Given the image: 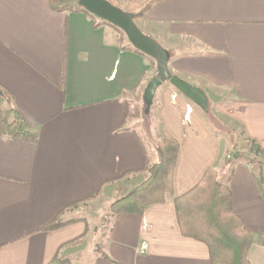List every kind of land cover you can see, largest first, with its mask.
Masks as SVG:
<instances>
[{"label": "crops", "instance_id": "1", "mask_svg": "<svg viewBox=\"0 0 264 264\" xmlns=\"http://www.w3.org/2000/svg\"><path fill=\"white\" fill-rule=\"evenodd\" d=\"M78 6L0 0V85L11 94L0 95V107L16 108L36 132L0 130V264H46L57 253L70 264H211L205 243L181 233L174 206L209 167L252 233L250 263L264 264V0H157L149 8L140 30L168 50L170 73L207 97L203 110L168 82L155 92L154 126L150 109L144 129L151 148L144 145L156 162L163 132L178 140L173 192L141 214H111L108 204L93 239L83 221L36 231L102 184L112 200L147 175L128 116L155 62ZM209 98L226 104L209 112ZM242 144L255 158L242 156ZM77 206L64 217H78Z\"/></svg>", "mask_w": 264, "mask_h": 264}, {"label": "trees", "instance_id": "2", "mask_svg": "<svg viewBox=\"0 0 264 264\" xmlns=\"http://www.w3.org/2000/svg\"><path fill=\"white\" fill-rule=\"evenodd\" d=\"M59 1L49 0V4L53 6ZM108 1L133 13L134 19L137 20L143 18L157 0ZM74 9L84 11L92 17L95 27L103 24L114 27L124 39L125 35L119 28L97 19L80 6ZM0 95L8 99L11 97L10 92L2 85H0ZM0 130L13 138L24 136L27 133L36 135V132L30 128L27 121L14 107H0ZM136 138L145 154L144 166L139 170L146 172L147 175L127 194L110 204L111 214H141L148 206L164 202L173 192V174L180 147L178 140L169 132L164 131L156 141L159 158L156 162H151L147 156L143 139L138 134ZM131 172L133 171H127L121 176ZM103 185L93 196L76 200L58 209L36 231H51L82 221L80 218H65L64 214L79 203L96 198L101 193ZM174 206L181 233L205 243L211 264H251L248 259V250L253 240L252 233L245 227L241 217L233 211L230 189L220 180L215 168H207L192 188L176 196ZM46 264H70V262L57 253Z\"/></svg>", "mask_w": 264, "mask_h": 264}, {"label": "water", "instance_id": "3", "mask_svg": "<svg viewBox=\"0 0 264 264\" xmlns=\"http://www.w3.org/2000/svg\"><path fill=\"white\" fill-rule=\"evenodd\" d=\"M77 3L96 18L119 28L134 49L154 60L155 75L147 81L142 93V115L148 124L155 92L163 82L170 83L197 106L207 110L205 92L170 73L168 69L170 58L168 50L140 30L135 23L133 13L113 5L108 0H78Z\"/></svg>", "mask_w": 264, "mask_h": 264}, {"label": "rangeland", "instance_id": "4", "mask_svg": "<svg viewBox=\"0 0 264 264\" xmlns=\"http://www.w3.org/2000/svg\"><path fill=\"white\" fill-rule=\"evenodd\" d=\"M35 1H37V3H38L41 0H35ZM57 4L61 8H65V7L70 8V7L76 6L78 3H76L74 0H60L59 2H57ZM40 5L41 4H37V6H36L37 10L41 9ZM135 23L139 28L143 29L142 25H141L140 18L135 20ZM124 39L127 40L126 37H124ZM209 99L211 101L209 104V107H208L209 112H211L210 109L214 110L216 105H225L226 104V102H224L225 99L222 101H218L217 103H213L211 98H209ZM142 104H143L142 99L136 100L132 97L130 98V110H129V116H128L129 117L128 123L137 129V132L142 137L145 145L150 149L151 145H150V142L148 139V135H147L146 131L144 130L145 128L146 129L148 128V123L144 120L143 115H142V108H143ZM154 116H155V105H151L152 126H154V122H155V121H153ZM210 117L212 118V121L215 119V117H213V114H211ZM215 120H214V122H216L218 124V122ZM227 121H229V120H227V119L223 120L224 123L229 124ZM219 127H221V126L219 125ZM237 141L239 142L240 140L237 139ZM242 148L244 150L239 151V152L242 154V156L245 157V159L252 160L253 158H255L254 157L255 151H253V149L250 147V145L246 146V144H242ZM218 175H219V173H218ZM115 198L117 199V197H115ZM116 199H114V200H116ZM112 200L111 199H104V195H101V193H100L96 198L84 201V202L80 203V206L78 204V206H79V207L77 206L79 208L77 211V212H79V213H77L78 217L72 216L70 218H80V219H82L83 222H85L86 225H90V235L88 232V235H89L88 239L95 238V235L100 236V234H102V232L104 231V226H106L107 221H108V218H107L108 204H111L114 201V200L113 201ZM109 201H111V202L109 203ZM68 211H66V212H68ZM91 234H92V237H91ZM95 240H97V242H99V239H95Z\"/></svg>", "mask_w": 264, "mask_h": 264}, {"label": "built area", "instance_id": "5", "mask_svg": "<svg viewBox=\"0 0 264 264\" xmlns=\"http://www.w3.org/2000/svg\"><path fill=\"white\" fill-rule=\"evenodd\" d=\"M146 248H147L146 244H145V243H142V244L139 246V248H138V252H139V253H144L145 250H146Z\"/></svg>", "mask_w": 264, "mask_h": 264}]
</instances>
